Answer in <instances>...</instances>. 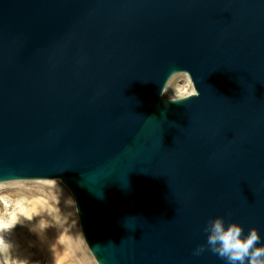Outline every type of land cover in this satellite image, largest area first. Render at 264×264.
<instances>
[{
    "label": "water",
    "instance_id": "95a60500",
    "mask_svg": "<svg viewBox=\"0 0 264 264\" xmlns=\"http://www.w3.org/2000/svg\"><path fill=\"white\" fill-rule=\"evenodd\" d=\"M48 179L97 264H226L193 254L216 216L264 236V0H0V182Z\"/></svg>",
    "mask_w": 264,
    "mask_h": 264
},
{
    "label": "bare ground",
    "instance_id": "6f19581e",
    "mask_svg": "<svg viewBox=\"0 0 264 264\" xmlns=\"http://www.w3.org/2000/svg\"><path fill=\"white\" fill-rule=\"evenodd\" d=\"M54 180L63 185L57 179L39 180L36 182L44 184L37 187L40 190L21 192L25 198L17 199V214L7 200L0 198L4 204L0 208V257L8 254V240L13 246L15 264L32 257L42 258L47 264H83L68 233L74 219L70 201L51 185Z\"/></svg>",
    "mask_w": 264,
    "mask_h": 264
},
{
    "label": "rangeland",
    "instance_id": "374dc122",
    "mask_svg": "<svg viewBox=\"0 0 264 264\" xmlns=\"http://www.w3.org/2000/svg\"><path fill=\"white\" fill-rule=\"evenodd\" d=\"M193 92V87L192 84L185 73H176L172 75L169 80L167 81L164 89H163V96L166 99H175V98H180L188 95L189 93ZM39 180H13V181H7V182H0V198H4L5 201L7 200L8 205L11 206V208H15V204L17 202L18 198H25L23 195H21V192L25 190H30V191H38L40 190L37 187L44 186V184L36 182ZM55 182L52 183L51 185L57 187L62 193L66 194L68 197L71 208L73 211V222L72 226L70 228L68 233L72 240H74L72 243L75 245V250L78 254V256L81 258L83 264H97L93 256L91 255L90 251L88 250L84 239L82 237L80 227H79V222L78 218L76 215L75 211V204H74V199L71 193L68 191L66 187L63 185H60ZM60 185V186H59ZM22 201V200H21ZM23 202V201H22ZM3 201H0V208L3 207ZM17 209L15 208V213L17 214ZM1 212V211H0ZM15 241V240H14ZM6 248H8V254L0 257V264H15V259H14V250L13 246L10 245V241L6 240ZM80 249V250H79ZM30 254V255H29ZM27 255L32 256V253H29ZM17 264H47L45 260L43 261L42 258L35 257L32 259H27L26 261L21 260L18 261Z\"/></svg>",
    "mask_w": 264,
    "mask_h": 264
},
{
    "label": "clouds",
    "instance_id": "9594fccd",
    "mask_svg": "<svg viewBox=\"0 0 264 264\" xmlns=\"http://www.w3.org/2000/svg\"><path fill=\"white\" fill-rule=\"evenodd\" d=\"M204 232L206 243L197 246L194 255L207 249L226 264H264V236L257 228L245 233L243 225L216 216L208 221Z\"/></svg>",
    "mask_w": 264,
    "mask_h": 264
}]
</instances>
